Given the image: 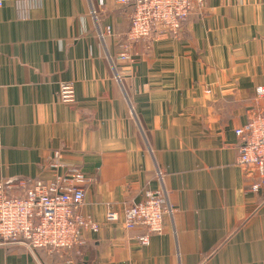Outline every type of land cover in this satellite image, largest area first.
Segmentation results:
<instances>
[{"label":"crops","instance_id":"obj_1","mask_svg":"<svg viewBox=\"0 0 264 264\" xmlns=\"http://www.w3.org/2000/svg\"><path fill=\"white\" fill-rule=\"evenodd\" d=\"M3 1L0 180L16 193L51 180L60 151L92 178L82 212L99 229L59 252L0 243V264H264V196L236 164L235 134L264 85V0H205L182 37L137 42L133 62L118 56L117 0ZM64 82L73 103L59 101ZM160 188L174 215L145 245L125 208Z\"/></svg>","mask_w":264,"mask_h":264},{"label":"built area","instance_id":"obj_2","mask_svg":"<svg viewBox=\"0 0 264 264\" xmlns=\"http://www.w3.org/2000/svg\"><path fill=\"white\" fill-rule=\"evenodd\" d=\"M3 3L0 0V7ZM117 3L132 6L130 27L119 38L118 56L125 62L134 61L139 41L182 37L187 22L201 15L206 7L205 0H117ZM112 33L111 25L99 29L102 39ZM75 97L72 82L60 85L59 101L73 103ZM263 99L264 85H260L256 89V104L247 111V122L237 127L235 134L239 139L236 164L247 178L253 179L250 189L264 196V106L259 104ZM49 167L55 171L53 179L19 181L20 193L14 191L13 184L0 180V243H22L32 253L40 249L59 252L81 246L85 230L98 231L93 217L82 212L92 178L77 165L64 163L60 151L55 152ZM158 177L162 180L163 172L158 171ZM174 211L165 188L149 189L140 202L126 205L125 227L145 229L138 240L147 245L152 234L163 231L165 215L173 217ZM107 219L115 221V212L109 210Z\"/></svg>","mask_w":264,"mask_h":264},{"label":"trees","instance_id":"obj_3","mask_svg":"<svg viewBox=\"0 0 264 264\" xmlns=\"http://www.w3.org/2000/svg\"><path fill=\"white\" fill-rule=\"evenodd\" d=\"M126 7V9H127V12L129 13L131 10H132V6L131 5H129V6H125ZM129 18V17H128ZM128 25H129V27H130V18L128 19ZM129 27H128V29H129Z\"/></svg>","mask_w":264,"mask_h":264}]
</instances>
